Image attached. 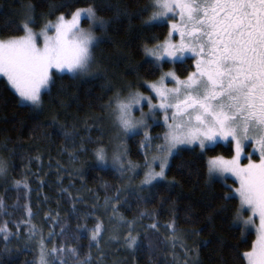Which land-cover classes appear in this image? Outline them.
I'll use <instances>...</instances> for the list:
<instances>
[{"label":"snow or ice","instance_id":"snow-or-ice-1","mask_svg":"<svg viewBox=\"0 0 264 264\" xmlns=\"http://www.w3.org/2000/svg\"><path fill=\"white\" fill-rule=\"evenodd\" d=\"M57 7L51 5L47 15H53ZM139 12H149L142 22L144 27L168 29L163 40L157 39L151 46H143L150 70L162 69L165 62L175 65L188 59L193 61L194 70L183 78L175 70L161 71L155 80L143 81L148 95L134 90L129 84L126 94H123L125 87L117 88L102 105L115 131L111 141L114 147L109 156V149L101 137L93 149L96 164L101 169H112L120 179L132 173L127 185L117 187L113 195L104 198L102 207L105 212L111 210L109 220L115 222L113 234L106 243L122 241L132 252L140 247L139 234H132L137 221L127 220L119 213L122 204L127 203V197L121 200L122 192L136 194L137 190L160 181H167L172 186L175 181H168L167 172L177 156L191 151L202 157L223 142L231 146L229 150L233 155L231 158L223 155L208 157L205 161L207 176L209 181L225 182L224 187L228 189L222 196L225 202L239 200L232 226L239 228L241 236L244 237L250 227L255 228L257 235L250 250L239 253L238 258L245 264H264V0H149ZM116 14H121L119 7ZM123 14L128 15L126 10ZM85 19L88 21L86 29L81 26ZM36 23L34 6L28 4L15 29L22 30L23 35L0 38V75L18 96V103L33 108L41 106L42 93L53 82L52 69L72 76L100 73V68L95 73L90 72L96 62L95 48L102 40L94 29L106 32L111 19L98 16L95 4H88L71 13L60 12L54 20H45L39 31L34 30ZM168 83L174 86L168 87ZM136 111L140 113L138 117ZM161 125L164 131L153 135V127ZM91 130V127L87 128V131ZM63 134L66 140H72L78 132L73 129ZM137 136H140L137 153L143 155L142 162H133L129 158L131 149L127 141ZM85 140L90 141L91 136L82 137L79 148L74 147L68 153L72 161L76 160L77 152L87 151ZM256 155L258 160L253 159ZM244 159L248 161L246 164L242 162ZM57 166L59 170V163ZM10 167L7 160L0 158V184L5 193L10 190L17 193L10 206L5 196L0 195V217H9L0 220L3 252L13 251L9 247L12 239L19 241L23 237V250L35 254L26 264H94L93 248L99 253L95 264H102L106 253L101 244L107 229L103 219L95 215L100 207L99 198L90 209L81 213L77 204L84 198L61 188V193L67 194L73 202L69 215L84 222L78 223L74 230L70 229L62 222L58 211L49 210L37 224L34 221L39 205L38 210L33 211L31 182L25 177L13 180L9 187ZM140 170H143V179L133 189L131 181ZM73 171L79 173L80 169ZM229 176L235 178L238 187L232 188L226 183ZM57 182L62 183V179L58 177ZM44 183V180L40 181L41 186ZM137 199L143 197L137 194ZM21 200L26 202L21 204ZM47 201L48 197H45L44 202ZM9 207L13 211H8ZM21 210L22 218L12 220L15 212ZM220 210H226V205ZM245 211L250 212L246 218ZM147 215L146 212L139 214L141 219ZM90 218L96 221L91 227L87 223ZM125 225L128 231L121 237L120 229ZM163 227L169 233L165 243L172 249L174 264H181V258L175 253L177 246L184 252L183 264H199L198 253L195 258L189 255L197 250L188 247L186 233L177 232L175 219ZM146 228L158 232L160 224L155 221ZM84 234H87L88 251L82 254L83 246L79 241Z\"/></svg>","mask_w":264,"mask_h":264},{"label":"trees","instance_id":"trees-1","mask_svg":"<svg viewBox=\"0 0 264 264\" xmlns=\"http://www.w3.org/2000/svg\"><path fill=\"white\" fill-rule=\"evenodd\" d=\"M148 2L149 0H0V38L23 34L22 30L15 29L23 19L25 6L28 4L34 6L37 18L35 26L42 25L46 19H54L60 12L71 13L88 4H95L98 16L111 19L106 32H102L101 43L96 47L104 73L93 76L54 73L52 84L42 93L40 110L18 103V96L0 78V158L7 160L11 166L9 187L13 180L25 177L30 180L33 211H37L39 205L35 223L40 224L49 210L53 213L58 211L62 222L67 223L70 229L74 230L78 223L84 222L69 215L73 202L68 199L67 194L61 193V188H67L73 196L84 198L83 202L77 204L81 213L90 209L98 197L100 207L95 215L103 221L106 217L108 220L111 210L104 211V198L106 195H113L116 188L123 187L127 181L126 178L120 179L119 174L112 169H101L93 156V149L98 146L97 141L101 137L104 146H109L110 136L115 135L114 129L109 128L108 120L97 119L106 114L102 105L113 96L117 88H126L129 84L148 93V89L143 87V81L155 80L161 71L175 70L181 78L193 71L191 59L175 65L165 62L162 69L155 72L150 70L143 46H151L157 39L163 40L168 29L143 26L142 22L147 19L149 12L140 13L139 9ZM51 5L58 7L53 15L48 16ZM60 5L63 7H59ZM117 7L121 9L119 16L116 14ZM124 10L128 15L123 14ZM89 127L92 128L90 132L87 131ZM73 129L78 135L72 140H66L63 133ZM163 131L162 125L152 129L153 135ZM89 135L91 140H85L84 143L87 151L77 152L76 160L72 161L68 153L74 147L79 148L81 138ZM139 140L140 136H137L127 141L131 149L129 158L133 162L143 161V155L137 153ZM230 147L221 143L202 157H197L191 151H184L171 162L167 172L168 181H175L172 186L167 181H161L141 190L140 195L122 192L121 199L127 197V203L122 204L119 213L125 219L137 221L140 247L125 256L120 248L116 249L121 247L120 244H108L112 248L109 251L107 246L108 249L104 250L106 255L102 264H173L169 244L165 243L166 235L162 231L163 225L173 219L177 232L186 233V241L194 243L199 264H245L238 258V254L250 250L254 233L248 231L242 237L239 228L232 226L239 200L225 202L222 199L224 192L228 190L224 187L225 182L219 179L209 181L205 166L209 156H231L233 153L229 150ZM35 157L40 159L36 160ZM30 158H33L31 163ZM74 169H80V172L75 173ZM58 177L62 179V183L57 182ZM41 180L45 181L42 186ZM133 183L135 184L134 181ZM226 183L231 187L236 185L232 179H227ZM105 184L109 187L105 188ZM89 189L92 191L89 192ZM137 194L143 199H137ZM0 195L5 196L9 206L17 197L15 190L5 193L2 184ZM45 197H48L46 203ZM25 202L20 201L21 204ZM225 205L226 210L221 211V207ZM8 211L13 210L9 207ZM141 212L148 215L141 219ZM21 218L22 210L11 217L12 220ZM3 219L9 217H0V220ZM155 221L160 224L158 232L146 228ZM95 222L91 218L87 221L89 227ZM44 231H48L47 225L44 226ZM24 239L22 237L18 241L13 238L9 245L13 249L11 252H3L4 245L0 243V264H26L34 258L33 252L23 250ZM79 243L83 246L81 253H86L87 234H84ZM181 251V248L175 249L177 255ZM93 252L95 264L99 253L94 248Z\"/></svg>","mask_w":264,"mask_h":264},{"label":"rangeland","instance_id":"rangeland-1","mask_svg":"<svg viewBox=\"0 0 264 264\" xmlns=\"http://www.w3.org/2000/svg\"><path fill=\"white\" fill-rule=\"evenodd\" d=\"M55 19V18H54ZM54 19H52V20H54ZM47 20V19H46ZM43 25V24H42ZM42 25H36V26H34V30L35 31H39L40 30V28L42 27ZM81 26L83 27V28H88V21L85 19V20H83L82 22H81ZM94 31H95V34L97 35V36H100V37H102L103 35H102V32H101V30L99 29V28H96V29H94ZM23 35V34H22ZM177 39H178V37H177ZM41 43H42V41H41ZM95 60H96V62L95 63H93V65H92V67H91V70H90V72L91 73H95L96 72V70H97V68H100L101 69V71H100V73L98 74V75H100L101 73L103 74L104 73V71H103V65L100 63V61H101V57L98 55V53H97V51H96V48H95ZM170 70H172V69H170ZM170 70H167V71H170ZM194 70V69H193ZM166 70L165 71H163V72H167ZM52 73L54 74V73H57V74H62L61 72H57L55 69H52ZM64 73H66V72H64ZM67 74H69V73H67ZM71 75V74H70ZM78 76H93V74H88V75H78ZM0 78H2V79H4L6 82H7V80H6V78L5 77H3L2 75H0ZM10 86V85H9ZM168 87H173L174 86V84L173 83H168V85H167ZM12 89V88H11ZM133 89L135 90V89H138V88H136V87H133ZM13 90V89H12ZM14 91V90H13ZM46 91V90H45ZM115 91V90H114ZM126 92H127V88H125V92L123 93V94H126ZM145 95H148L149 94V92L148 93H144ZM40 108H41V106L39 107V108H37L38 110H40ZM144 110L145 111H147V107H146V105H145V107H144ZM139 111H136L135 112V115L138 117L139 116ZM102 117H104V119L103 120H108V118H107V114H105L104 116H102ZM108 122H109V128H111V122L108 120ZM152 131V130H151ZM153 134V133H152ZM111 137V141H112V136H110ZM113 143L114 142H111L110 144H109V146H107L108 147V149L111 147V145H112V147L109 149V156H111V153H112V148L114 147V145H113ZM223 143V142H222ZM233 155V154H232ZM231 155V156H232ZM217 156V155H216ZM231 156H229V157H226V156H224L225 158H231ZM210 157V156H209ZM208 158V157H207ZM243 163H247L248 161L246 160V159H244L243 161H242ZM159 169L157 168V171H158ZM132 175V173H128V175L127 176H125L124 178H126V181H127V183H126V185L129 183V179H128V177L129 176H131ZM124 178H123V180H124ZM141 179H143V170H140L139 171V174L138 175H136L135 176V179L134 180H132L131 181V186H132V188L133 189H136V186L137 185H139L140 184V181H141ZM228 179H232V180H234L235 181V178L234 177H231V176H229L228 177ZM133 181L135 182V184L133 183ZM161 182V181H160ZM239 185H238V182H236V185H235V187H238ZM235 187H232V188H235ZM149 188V187H148ZM148 188H144V189H148ZM137 193L140 195L141 194V190H137ZM121 200H123V199H121ZM102 213H104L103 211H102ZM121 214V213H120ZM122 215V214H121ZM248 215H250V212H248V211H245L244 212V216H245V218L248 216ZM111 216V212L109 213V216L108 217H110ZM128 220V219H127ZM104 223H105V227H106V232H105V234H104V241L102 242V244H101V246H102V248H103V250H106V249H108L109 248V251H110V249L112 248V246H108V244L109 243H106V241L108 240V237L110 236V235H112L113 234V231H114V228H115V222L114 221H110L109 219L107 220V217H106V219L104 220ZM255 224H256V226L258 227V225H259V219H258V217H256L255 218ZM137 229H138V224L136 223V228H135V231H133V235H137ZM127 231H128V229H127V226L125 225L124 227H122L121 229H120V235H121V237L123 236V235H125V234H127ZM162 231H164V233H165V235L166 236H168V230L166 229V228H164V229H162ZM248 231H251V232H253L254 233V240L256 239V231H255V228H249V230ZM187 242V245H188V247L189 248H193L194 247V243H191V241H186ZM120 244V246L121 247H116V249H118V248H120L121 249V251L122 252H124V254H125V256H127L128 255V253H131L132 251H129V250H127L125 247H124V245H123V242L121 241V243H119ZM108 246V248H106ZM177 248H180L179 246H177ZM194 249V248H193ZM182 250V249H181ZM169 254H170V257L172 258V249H171V247L169 246ZM179 255V257L181 258V264H183V260H184V252H183V250L181 251V253L180 254H178ZM191 257H193V258H195V256H197V251L196 252H191L190 254H189ZM173 261V260H172ZM173 264H174V261H173Z\"/></svg>","mask_w":264,"mask_h":264},{"label":"flooded vegetation","instance_id":"flooded-vegetation-1","mask_svg":"<svg viewBox=\"0 0 264 264\" xmlns=\"http://www.w3.org/2000/svg\"><path fill=\"white\" fill-rule=\"evenodd\" d=\"M250 147H251V146H250ZM250 147H249V150H250ZM253 159L258 160V159H259L258 155L254 156Z\"/></svg>","mask_w":264,"mask_h":264}]
</instances>
